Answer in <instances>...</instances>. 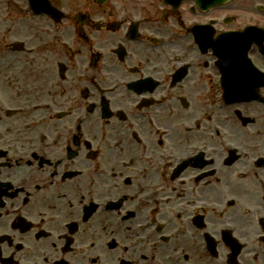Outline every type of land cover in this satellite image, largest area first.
<instances>
[{
  "label": "flooded vegetation",
  "instance_id": "1",
  "mask_svg": "<svg viewBox=\"0 0 264 264\" xmlns=\"http://www.w3.org/2000/svg\"><path fill=\"white\" fill-rule=\"evenodd\" d=\"M50 1L2 71L0 264H264V105L221 106L212 45L264 0Z\"/></svg>",
  "mask_w": 264,
  "mask_h": 264
},
{
  "label": "rangeland",
  "instance_id": "2",
  "mask_svg": "<svg viewBox=\"0 0 264 264\" xmlns=\"http://www.w3.org/2000/svg\"><path fill=\"white\" fill-rule=\"evenodd\" d=\"M18 1V3H17ZM23 3V0H2L0 2V26L2 28L0 29V38L2 35H6L5 37L13 38V37H23V34L26 35V33H31L29 27H24L27 22H24L21 20L20 15V7ZM9 13V16L6 15V13ZM15 21H11L12 25L8 23L7 20L9 19H17ZM37 22V20L34 21V23ZM257 122H261L259 119ZM257 128H260L259 126ZM258 147H263L264 140L258 141L257 143Z\"/></svg>",
  "mask_w": 264,
  "mask_h": 264
},
{
  "label": "bare ground",
  "instance_id": "3",
  "mask_svg": "<svg viewBox=\"0 0 264 264\" xmlns=\"http://www.w3.org/2000/svg\"><path fill=\"white\" fill-rule=\"evenodd\" d=\"M2 0H0V2H1Z\"/></svg>",
  "mask_w": 264,
  "mask_h": 264
}]
</instances>
